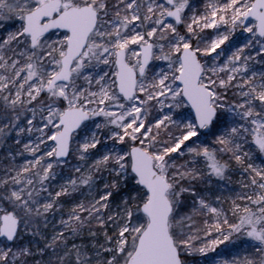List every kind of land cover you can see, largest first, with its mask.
<instances>
[{"label":"snow or ice","instance_id":"6c2138e0","mask_svg":"<svg viewBox=\"0 0 264 264\" xmlns=\"http://www.w3.org/2000/svg\"><path fill=\"white\" fill-rule=\"evenodd\" d=\"M0 264H264V0H0Z\"/></svg>","mask_w":264,"mask_h":264}]
</instances>
